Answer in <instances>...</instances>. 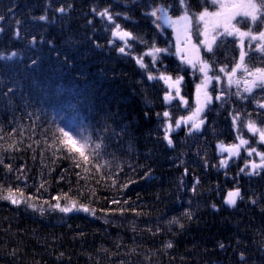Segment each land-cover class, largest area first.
Wrapping results in <instances>:
<instances>
[{
	"label": "trees",
	"instance_id": "1",
	"mask_svg": "<svg viewBox=\"0 0 264 264\" xmlns=\"http://www.w3.org/2000/svg\"><path fill=\"white\" fill-rule=\"evenodd\" d=\"M152 3L0 0V183L44 208L41 213L25 203L0 200V264H264V169L250 174V162L259 163L260 157L250 156L247 145L230 159L221 150L222 144L239 143V136L264 152L259 134L232 119L240 113L245 123L251 118L264 128V108L259 107L264 91L244 93L228 85L219 69L230 71L239 61L240 38H218L215 55L208 53L195 14L218 5L189 0L194 15L190 36L202 60L211 64L208 74L221 79L208 87L213 99L202 133L184 125L166 133L169 118L157 113L168 111L173 124L190 115L203 75L182 63L173 28L162 21L157 28L154 18L144 14ZM60 7L66 11H57ZM106 8L115 24L139 37L128 40L131 47L123 54L118 49L124 41L112 36L113 22L99 15ZM182 14L178 5L169 11L172 17ZM233 23L254 34L264 29L250 21ZM256 44L244 38L245 62L264 68V53ZM153 46L168 52L158 54L155 63L144 55L148 68L142 69L136 58ZM148 72L183 76L180 95L188 105L179 98L165 103L167 85L148 80ZM242 75L237 72V78ZM221 93L222 100H216ZM58 128L89 138L88 162L66 149L53 155L49 145L54 134L60 135ZM101 140L97 159L91 146ZM9 164L12 172L4 166ZM237 187L243 199L231 209L223 200ZM73 201L95 209V216L49 206ZM168 242L171 248L165 247Z\"/></svg>",
	"mask_w": 264,
	"mask_h": 264
},
{
	"label": "snow or ice",
	"instance_id": "2",
	"mask_svg": "<svg viewBox=\"0 0 264 264\" xmlns=\"http://www.w3.org/2000/svg\"><path fill=\"white\" fill-rule=\"evenodd\" d=\"M133 3H138L139 0H132ZM212 4H218V10L215 12H209L207 8H204L198 14H195V19L198 21V24H203L204 30L201 33L204 36V40L201 43L204 45L208 53L215 55L214 45H217L218 38H222L224 36H239L240 38V51H239V61L235 64L234 67L230 71H227V66L221 67L219 71L224 73L227 77V83L229 86L235 84L238 88L243 89L244 93H253L254 89H261L264 91V68L255 67L250 68L248 64L245 62L246 57L249 56V53L245 50L244 47V38L247 37L250 41H257L256 50L264 53V30L258 32V34H254L252 28H249L248 31H241L240 28L236 27L233 21L240 23L243 21L247 24L249 21L252 24L261 25L264 24V0H232V2H227V0H211ZM181 6L183 9V14L173 18L169 15L170 10H174L176 7ZM151 10L149 12L144 13L146 16L153 17V24L156 25L157 28L161 27L160 21H163L169 27L175 29L179 34L182 32L186 38H188V34L192 30V23L194 19V15H190L191 5L189 0H176V3L171 2H160L157 3L156 0H153V3L149 5ZM57 11L63 13L66 11L64 7H60ZM101 17H106L108 21L113 22L114 30L112 31L113 37H118L120 40L124 41L125 46L120 47L118 51L120 53H125L126 48H130L131 45L128 43V40H138L139 37L134 36L132 32L125 31L121 28L119 24H115L113 14L109 12V9H104L99 13ZM119 15V14H116ZM237 17L240 20H237ZM126 19H130L125 14ZM40 20H47L46 15H41L39 17ZM222 29V31H221ZM19 35V33H17ZM143 42V41H141ZM109 43H113L112 40ZM180 41L178 39L177 42V53L180 55V59L182 63H186L191 65L193 68L198 67V71L202 73L203 79L201 83L196 85L195 90V108L191 111V114L187 117H181L178 120L173 122L170 120V113L168 111L163 112L162 114L157 113V116L162 115L165 118H169V123L165 127V132L169 133L173 131L175 128H179L182 123H187L191 121V127L189 128V132L193 130L199 131L200 128L204 125L205 121L201 118V114L204 112L207 105L212 101V96L208 92V87L212 84L213 80L220 81L221 77L219 75L210 76L208 73L211 68V64L202 60L199 57L194 61L189 58L185 51L179 47ZM99 46V45H98ZM195 47V46H193ZM251 47V45H249ZM168 52L166 48H159L153 46L147 53H144L136 58V63L142 68L147 70L148 65L144 63L143 56L148 55L152 57V62L158 59V54ZM131 54V53H129ZM13 56L16 55L15 52L12 53ZM35 63V61H33ZM242 71L243 75L240 78H237V72ZM148 80H162L165 85H167V89L163 100L165 103L170 104L173 100L179 98V100L184 104L188 105V101L180 95V85L184 79L183 76H176L173 78L171 75H165L163 73L160 74L159 77L154 76L151 72H148L147 76ZM174 90V92H173ZM9 91H12L9 89ZM239 94V93H237ZM203 98V99H201ZM223 93L217 95L215 97L216 100H222ZM260 108H264V104H259ZM234 124L239 121L240 126L246 127L250 132L254 135L259 134V139L262 143H264V128H260L257 126L256 121L249 118L247 123L244 122L243 117L240 113H236L232 117ZM15 131V130H13ZM57 131L60 133L59 136H55L52 141V144L49 145L51 149H53V155L56 154L57 151H62L64 149L67 150L69 154L72 152H78L79 156L83 158L85 162H88L90 157L85 154V150L89 149L90 141L89 138L84 137L82 139H78L71 135L68 131H65L64 128H58ZM115 135V133H113ZM167 143L171 146L173 141L170 136L166 135ZM239 143L232 144L230 146L221 145L222 151H227L230 156L239 155L241 148L244 146H248V154L251 156L253 153L260 157V162L256 163L251 161V168L253 170L250 174H255L257 169H264V152H257L255 148H252L249 144L248 140L237 137ZM79 144V147L77 145ZM11 147V145L9 146ZM104 147L103 141L100 143H93L91 146V153L95 158H99L101 152L100 150ZM72 159H76V157H71ZM3 160L0 159V164H3ZM222 165L227 164V161H221ZM8 172H12V166L4 165ZM76 167H80L79 163L75 164ZM97 168L100 165H96ZM88 171V169H85ZM244 171V169H241ZM79 176V173H77ZM19 179V177H17ZM43 187V185H41ZM126 187V185H125ZM195 190V189H193ZM0 191H3L6 194L0 195V200L10 201L12 204H21L25 203L29 207H32L34 210L44 212L43 207H37L34 204L29 203L26 199H21L17 197V193L19 192L20 197L23 196V193L19 189H13L10 186L5 189L4 185L0 183ZM62 197H56L55 199L59 201ZM66 198V194L64 196ZM240 189L237 187L234 190H230L227 193L225 198V204L230 207H236L237 201L242 200ZM255 203V201H252ZM113 203H118V201H113ZM53 209H58L60 212L69 213V212H79L83 211L85 213H90L95 216V209H90L85 205L77 206L76 202H71L68 206H61L59 202L54 205H49ZM213 208H216V205H212ZM186 216L191 218L190 213H185ZM175 221V218H174ZM183 227V225H181ZM159 231V229H158ZM165 247L171 248L172 243L168 242ZM223 247V245H221ZM62 255V254H61ZM241 259H244V254L241 253Z\"/></svg>",
	"mask_w": 264,
	"mask_h": 264
},
{
	"label": "rangeland",
	"instance_id": "3",
	"mask_svg": "<svg viewBox=\"0 0 264 264\" xmlns=\"http://www.w3.org/2000/svg\"><path fill=\"white\" fill-rule=\"evenodd\" d=\"M227 2H229V1L227 0ZM218 7H219V5H218ZM217 10H218V8L216 10H208V11L209 12H215ZM173 18H175V17H173ZM173 30H174V33H175L176 41L178 42V39L180 41L179 47L185 51L187 56L189 58L193 59L194 61L197 59V57L202 59V55L200 53L199 46H198V44L196 42L193 41V39L190 36V33L188 34V38H186L182 32L178 36L177 31L175 29H173ZM203 30H204V26L202 28V32H203ZM221 31H222V29H221ZM193 46H195V47H193ZM201 99H203V98H201ZM187 116H189V115H187ZM181 125H184L187 128L191 127V121H189L187 123H182ZM223 152H225L226 154L228 153L227 151H223Z\"/></svg>",
	"mask_w": 264,
	"mask_h": 264
},
{
	"label": "water",
	"instance_id": "4",
	"mask_svg": "<svg viewBox=\"0 0 264 264\" xmlns=\"http://www.w3.org/2000/svg\"><path fill=\"white\" fill-rule=\"evenodd\" d=\"M207 108H208V105H207V107L205 108L204 112L201 114V118L204 119V121H205L204 125H205L206 122H207V116L204 115L205 112H206V110H207ZM204 125L200 128L199 131H195V130H193V131L196 132V133H198V134L202 133L203 128H204ZM232 156H233V155H232ZM232 156H230L229 153H228V159L232 158ZM234 189H235V188H232V189H229L228 191H230V190H234ZM228 191L226 192L225 197H224V200H223L224 205H226L224 201H225V198H226V196H227ZM240 192H241V190H240ZM237 202H238V201H237ZM226 206L229 207V208H231V209H232V208H235V207H230V206H228V205H226Z\"/></svg>",
	"mask_w": 264,
	"mask_h": 264
},
{
	"label": "flooded vegetation",
	"instance_id": "5",
	"mask_svg": "<svg viewBox=\"0 0 264 264\" xmlns=\"http://www.w3.org/2000/svg\"><path fill=\"white\" fill-rule=\"evenodd\" d=\"M229 2H232V0H228ZM237 18H239V17H237ZM264 30V29H263Z\"/></svg>",
	"mask_w": 264,
	"mask_h": 264
}]
</instances>
